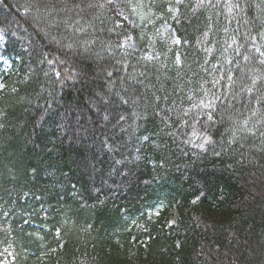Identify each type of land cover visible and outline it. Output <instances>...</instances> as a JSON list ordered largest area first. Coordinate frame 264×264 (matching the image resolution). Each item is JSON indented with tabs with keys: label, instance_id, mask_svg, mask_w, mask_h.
Here are the masks:
<instances>
[{
	"label": "trees",
	"instance_id": "trees-1",
	"mask_svg": "<svg viewBox=\"0 0 264 264\" xmlns=\"http://www.w3.org/2000/svg\"><path fill=\"white\" fill-rule=\"evenodd\" d=\"M143 8L0 0V264H264V0Z\"/></svg>",
	"mask_w": 264,
	"mask_h": 264
},
{
	"label": "rangeland",
	"instance_id": "rangeland-1",
	"mask_svg": "<svg viewBox=\"0 0 264 264\" xmlns=\"http://www.w3.org/2000/svg\"><path fill=\"white\" fill-rule=\"evenodd\" d=\"M119 7L120 11L122 14L130 20V23L135 26L136 28L140 27L148 18L150 12H145L143 6L145 3V0H138L136 3L131 4L130 8L128 6V3L126 0H114ZM178 2H181L182 0H176ZM166 26L164 28V31L162 36L165 38H169L172 43H177L178 42V37L174 33L173 29L169 25V23H165ZM143 35L141 34H132L131 39L128 42H125L126 46L132 47V48H137L139 45V39H141ZM1 41V37H0ZM3 48V43L0 44V49ZM1 51V50H0ZM15 60L11 56L8 57L5 54H2L0 52V82H3L4 77H8L11 75V73L14 71V65H15ZM2 87H0L1 89Z\"/></svg>",
	"mask_w": 264,
	"mask_h": 264
},
{
	"label": "snow or ice",
	"instance_id": "snow-or-ice-1",
	"mask_svg": "<svg viewBox=\"0 0 264 264\" xmlns=\"http://www.w3.org/2000/svg\"><path fill=\"white\" fill-rule=\"evenodd\" d=\"M209 118L211 119V116H209Z\"/></svg>",
	"mask_w": 264,
	"mask_h": 264
}]
</instances>
